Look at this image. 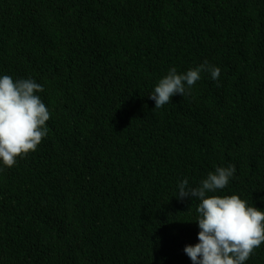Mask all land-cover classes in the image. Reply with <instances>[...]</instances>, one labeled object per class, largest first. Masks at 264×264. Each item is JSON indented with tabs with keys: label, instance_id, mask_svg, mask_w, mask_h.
Returning <instances> with one entry per match:
<instances>
[{
	"label": "trees",
	"instance_id": "16d2710c",
	"mask_svg": "<svg viewBox=\"0 0 264 264\" xmlns=\"http://www.w3.org/2000/svg\"><path fill=\"white\" fill-rule=\"evenodd\" d=\"M208 71L155 109L171 68ZM50 112L36 151L0 161V264H192L199 200L264 211V0H0V77ZM245 264H264V243Z\"/></svg>",
	"mask_w": 264,
	"mask_h": 264
},
{
	"label": "clouds",
	"instance_id": "9594fccd",
	"mask_svg": "<svg viewBox=\"0 0 264 264\" xmlns=\"http://www.w3.org/2000/svg\"><path fill=\"white\" fill-rule=\"evenodd\" d=\"M203 71L218 80L221 70L207 62L183 74L171 68L149 95L155 109L170 103L177 94L185 95L201 79ZM43 91L32 79L0 77V161L4 166L11 168L17 158L36 151L47 135L50 112L37 95ZM235 171L234 165L217 167L198 187H189L186 178L178 185V199L199 200V242L184 248L192 264H245L264 243V211L249 206L238 195H206L224 189Z\"/></svg>",
	"mask_w": 264,
	"mask_h": 264
}]
</instances>
